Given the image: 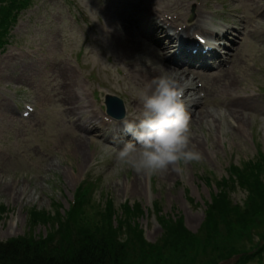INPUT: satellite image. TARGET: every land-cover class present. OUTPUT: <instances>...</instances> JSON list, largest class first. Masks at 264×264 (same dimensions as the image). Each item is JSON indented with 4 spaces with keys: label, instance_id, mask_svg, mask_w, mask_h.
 <instances>
[{
    "label": "rangeland",
    "instance_id": "obj_1",
    "mask_svg": "<svg viewBox=\"0 0 264 264\" xmlns=\"http://www.w3.org/2000/svg\"><path fill=\"white\" fill-rule=\"evenodd\" d=\"M79 1L87 11H94L95 8L88 9L86 0ZM102 1L98 0L100 3ZM239 1L249 10L251 18L257 8L264 5V0ZM239 1L232 0L229 3L236 5ZM118 5L111 16V32L121 48L117 56L119 72L126 73L129 79L134 64L143 66L147 72L151 70L150 73L159 71L160 66L166 72H194L195 68L192 70L181 64H168L165 61L168 53L159 50L150 40L147 39L145 43L141 39V25L152 18L139 5L140 9L133 4L130 6L126 0H120ZM68 9H71L68 4L62 8L54 0H39L35 7L20 15L15 25L10 26L7 40L10 44H19L28 50L32 47L36 58L33 62L16 52L10 44L5 51L0 50V101L11 97L9 92L13 95L19 93L17 91L21 90L20 86H25V82L33 85V78L38 73L37 78L41 83L33 89L38 103L45 108L40 117L26 124H17L19 121L16 118L13 124L2 123L6 133L2 134L5 140L0 139V145H6L10 155L6 158L0 156V240L8 242L22 238L35 242L44 239L51 230L57 229V224H61L56 216H59L60 221L64 220L81 183H84L83 186L86 184L85 188H90L87 215L105 210L107 204L114 210V220L124 218L125 207L133 212L137 209L136 216L130 217L142 229L149 245L163 244L166 238L168 242L178 239L174 237L177 233H171L174 228L169 232L164 227L160 220L163 218H181L188 233L195 235L201 232L206 203H210L214 191L210 179H224L225 169L230 163L238 165L250 159L259 161L257 156L264 155V114H249L250 110L247 113L234 110L222 112L219 106L208 104L201 118L206 114L210 118L191 123V142L195 137L199 140L198 151L202 154V160L182 165V173L171 170L169 181L163 179L161 174L147 176L131 167L122 166L117 160L119 151L108 153L102 145L89 138L91 135L83 120L85 106L82 94L83 88L88 91L92 82L83 80L74 64L79 37L75 36L70 23H65L64 28L61 25L62 19L73 21V14ZM74 14L77 15L76 12ZM102 32L104 34L105 31ZM85 37L86 34H81L82 41ZM102 39L109 40L106 36ZM262 39L264 20H258L247 29L230 68L219 72L221 75L218 78L228 80L222 87L220 85L219 90L225 91L227 87H232L233 91L246 93L256 91L255 86L262 84L263 77L257 68L264 67ZM84 48L88 50L87 44ZM107 50L115 52L114 48ZM96 65L97 60L93 57L88 67L97 80L108 84L106 72H109L110 77L119 78V74L107 64L101 71ZM138 78H141L140 73ZM248 102L252 103L253 100L240 101V105ZM3 106L10 109L14 107V102L11 105L3 103ZM228 112H235L242 118L236 115L231 118ZM76 135L86 136L90 142L86 144L85 159L73 148ZM137 178L139 184L133 194L132 185ZM243 194L244 191L235 188L233 199L238 202ZM78 218L79 222L83 219ZM253 221L244 232H240L242 239L255 238V232L263 230V226L258 224L264 223L263 217L255 216ZM218 223L219 229L224 231L222 223ZM112 225L116 226L114 222ZM213 227H210L211 230ZM120 231L123 240L130 237L132 242L135 239V232L129 235L124 228ZM223 236L219 243L224 242ZM146 253H150V257L153 255L148 247ZM192 253L193 248L188 247L182 254L190 256ZM150 257H146L147 264L152 260ZM126 264H141V261L129 259ZM249 264H264V261Z\"/></svg>",
    "mask_w": 264,
    "mask_h": 264
},
{
    "label": "trees",
    "instance_id": "obj_2",
    "mask_svg": "<svg viewBox=\"0 0 264 264\" xmlns=\"http://www.w3.org/2000/svg\"><path fill=\"white\" fill-rule=\"evenodd\" d=\"M262 173L264 160L242 167L236 180H228V183L215 182L217 192L212 193L211 202L206 203L201 232L195 235L188 233L181 218H163L160 220L164 227L169 232L174 228L171 233H177L174 237L178 239L168 242L166 238L163 244L149 245L142 229L131 220L130 216H136L137 209L133 212L127 208L123 219L114 220V210H111L110 205L92 215H87L85 209L82 211L80 207L68 221H60L59 216H56L61 224H57V229L51 230L44 239L35 242L22 238L8 242L0 240V264H126L129 259L145 264L146 257H150V253H146V247L153 253L149 264H217L236 253H243L236 264H246L251 256L245 251L250 246L247 247V244L246 248L242 244L243 236L240 232H244L249 224L254 223L255 216L264 218ZM228 187L231 190L236 187L244 191L240 201H232V191ZM78 217L83 219L79 222ZM218 221L222 223L221 228L224 231L219 229ZM113 222L117 227H113ZM258 224L263 226V230L258 233L262 235L264 223ZM212 225L215 227L213 230L210 228ZM123 228L129 235L136 233L132 242L130 237L126 240L120 238L122 232L119 229ZM221 236L225 238L223 243H219ZM188 247L193 248L194 254L183 255Z\"/></svg>",
    "mask_w": 264,
    "mask_h": 264
},
{
    "label": "clouds",
    "instance_id": "obj_3",
    "mask_svg": "<svg viewBox=\"0 0 264 264\" xmlns=\"http://www.w3.org/2000/svg\"><path fill=\"white\" fill-rule=\"evenodd\" d=\"M186 87L162 74L139 91L140 117L123 121V131L131 140L118 152L117 160L122 166L153 176L169 169L182 173V165L202 160L191 142L190 115L184 103Z\"/></svg>",
    "mask_w": 264,
    "mask_h": 264
},
{
    "label": "bare ground",
    "instance_id": "obj_4",
    "mask_svg": "<svg viewBox=\"0 0 264 264\" xmlns=\"http://www.w3.org/2000/svg\"><path fill=\"white\" fill-rule=\"evenodd\" d=\"M253 1V0H252ZM260 1H262V0H260ZM259 1V2H260ZM258 2V3H259ZM206 18H208V17H203V19H206ZM210 20V19H209ZM262 20H264V18L263 19H261V21ZM208 20H205V21H203V23H201V31H199V38H197V45H195V56H197L198 54H199V50H200V48L202 47V46H204V44L202 43L201 44V40H203V41H205V42H208V43H211V44H216V42L217 43H219V42H221V44H224L225 43V41H223V36L220 34V32H217L215 29V31H212L211 30V27H213L211 24H210V26L208 27ZM190 31H192L191 29H189V32ZM207 31L210 33V36H208V35H205L204 33H207ZM188 32V33H189ZM192 33H193V31H192ZM188 40H190V42L191 43H194L195 42V39H189L188 38ZM159 69H160V67H159ZM150 71L151 70H148V72H145V73H148L146 76H144L143 78H142V80H145V81H148V82H150L152 79H154V78H156V77H158V76H160V75H162V74H168V75H170L172 78H174V79H176L177 81H179L180 83H181V81H182V78L184 77V75H183V73H179V72H162V71H155V72H153V73H151L150 74ZM142 73V72H141ZM151 75V76H150ZM222 79H223V77H220V78H218V80L217 79H215V82H217V83H212L211 84V88L212 89H214L215 90V93L217 94V92L219 91V89L223 86V85H225L227 82H228V80H223L222 81ZM231 83V82H230ZM182 84V83H181ZM232 84V83H231ZM210 85V84H209ZM208 85V86H209ZM220 85H221V87H220ZM223 88H225V87H223ZM230 88V87H229ZM205 111H207V110H204L203 112H197L196 113V115L194 116L195 117V121L197 122V123H199V121L200 122H202L203 120L204 121H206L208 118H210L209 117V115L208 114H206L203 118H201L202 117V115H204V113H205ZM228 114H229V116L232 118V117H234L235 115L236 116H238V117H241L242 118V116L241 115H237L235 112H228ZM85 143V144H84ZM192 143H193V145L195 146V148L198 150V147H199V140L195 137V138H193V140H192ZM86 144H90V142H89V140L87 139V138H82V137H79V136H76L75 137V139H74V145H73V148L75 149V152L76 153H78V154H80L81 156H83V159H85V157H86V151H85V149H86ZM171 169H169L166 173H163V174H161V177H163V179H165V180H167V181H169V176L171 175ZM135 180V179H134ZM138 184H139V180H138V178L133 182V185H132V193L134 194V193H136V191H137V186H138ZM2 191L4 192L5 191V187H3L2 188Z\"/></svg>",
    "mask_w": 264,
    "mask_h": 264
}]
</instances>
